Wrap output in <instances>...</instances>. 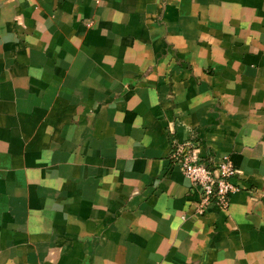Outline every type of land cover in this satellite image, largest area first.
Segmentation results:
<instances>
[{"label": "crops", "instance_id": "0c3cea01", "mask_svg": "<svg viewBox=\"0 0 264 264\" xmlns=\"http://www.w3.org/2000/svg\"><path fill=\"white\" fill-rule=\"evenodd\" d=\"M0 264H264V0H0Z\"/></svg>", "mask_w": 264, "mask_h": 264}, {"label": "built area", "instance_id": "2783aa9c", "mask_svg": "<svg viewBox=\"0 0 264 264\" xmlns=\"http://www.w3.org/2000/svg\"><path fill=\"white\" fill-rule=\"evenodd\" d=\"M198 142L176 144L172 153V162L190 180L199 195L194 211L203 214L210 205L227 209L230 195L241 187L233 179L237 169L229 155L217 156L207 166L198 153Z\"/></svg>", "mask_w": 264, "mask_h": 264}, {"label": "trees", "instance_id": "16d2710c", "mask_svg": "<svg viewBox=\"0 0 264 264\" xmlns=\"http://www.w3.org/2000/svg\"><path fill=\"white\" fill-rule=\"evenodd\" d=\"M204 162L207 164V166H211V162L208 159H204Z\"/></svg>", "mask_w": 264, "mask_h": 264}]
</instances>
